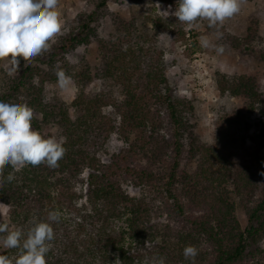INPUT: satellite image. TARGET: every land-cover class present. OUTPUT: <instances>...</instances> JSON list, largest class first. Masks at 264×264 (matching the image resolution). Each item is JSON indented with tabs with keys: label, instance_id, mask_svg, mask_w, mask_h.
I'll return each instance as SVG.
<instances>
[{
	"label": "trees",
	"instance_id": "16d2710c",
	"mask_svg": "<svg viewBox=\"0 0 264 264\" xmlns=\"http://www.w3.org/2000/svg\"><path fill=\"white\" fill-rule=\"evenodd\" d=\"M107 2L96 0L92 11L80 14L75 29L42 62L52 68L56 56L96 37L97 26L108 12ZM135 15L112 18L113 33L97 41L99 66L72 75L78 93L69 106L43 100L42 88L34 82L37 67L29 63L0 93V100L21 98L40 114V118L33 116L31 124L43 137H49L44 127L56 126L66 149L54 169L43 163L19 171L4 166L0 203L7 209L8 222L0 223L26 231L34 216L45 220L49 211H60L61 219L51 225L55 239L46 264H143L148 257H164L166 264H191L183 256L187 245L198 249L195 264H248L246 250L252 244L261 254L258 244L264 238V93L250 75H216L220 95L241 97L247 113L259 115L255 132L247 137L255 145L251 153L244 146L246 139L242 135L239 139L238 122L232 115L217 118L212 145L192 139L193 105L168 85L163 53L156 44L163 33L186 40L185 32L177 19L161 16L147 17L152 26L149 32L141 31ZM228 43L264 63V48L255 52L236 37L228 38ZM94 80L106 82L111 89L85 95L84 87ZM106 105L112 107L107 114L101 111ZM112 133L127 147L110 163H102L96 154ZM140 157L149 165L141 164ZM188 157L194 164L191 172L183 168ZM85 168L87 209L85 204L78 205L83 197L74 189ZM10 174L14 176L11 182L7 180ZM125 179L153 188L169 215L181 221L185 229L175 241L165 239L151 224L145 198L124 191L121 182ZM253 189L261 198L241 228L232 194L248 196ZM77 216L81 221H76ZM115 221L123 226L113 230ZM155 241L150 249L146 247L145 243ZM15 252L5 249L3 254Z\"/></svg>",
	"mask_w": 264,
	"mask_h": 264
},
{
	"label": "rangeland",
	"instance_id": "374dc122",
	"mask_svg": "<svg viewBox=\"0 0 264 264\" xmlns=\"http://www.w3.org/2000/svg\"><path fill=\"white\" fill-rule=\"evenodd\" d=\"M95 1L58 0L57 11L63 25L62 33L55 37V42L52 43L49 51L43 52L34 58H21L17 74L25 63L36 66L34 82L41 86L42 98L45 102L59 100L68 106L70 105L75 94L78 93L72 75L86 68L92 72L99 66L100 58L97 51V41L108 39L113 33L112 18L117 16L129 18L130 13H136L139 29L149 32L152 23L147 17L151 16L152 19H155L157 16H161L164 18L160 11L167 9L174 12L177 6V0H108L106 4L108 12L97 26L96 37H91L89 43L79 44L67 53L56 56L52 68L46 62H42L49 59L47 55L60 42L62 37L75 29L79 15L94 9L93 3ZM168 18L177 19L173 15H169ZM179 24L185 32L186 40H174L173 35L163 33L158 37L156 44L163 53L168 85L175 95L184 97L193 105V113L190 118V121L194 123L192 139L194 138L204 145H212L217 118L221 115H232L238 122L236 124L240 135L239 139L241 135L242 138L246 139L243 142L244 146L248 149L247 152L251 153V148L255 145L247 137L249 133L255 132L259 115L256 111L250 114L247 113L241 97L220 95L215 80L217 74L227 76L250 75L255 79L259 90L264 93V63L254 54L235 50L228 43V38L236 37L245 40V43L255 52H259L264 48V0H240L239 13L227 19L222 26H217V28H210L206 20H199L192 27L180 21ZM202 36L207 37L210 41V47H202ZM81 46H83L82 52ZM216 48H223V52H217ZM58 68L70 77L65 87L58 84V78L55 74ZM48 73L50 74L48 75ZM12 77L14 76L8 74L7 61H0V93L6 90ZM110 89L111 87L106 82L94 80L87 84L83 91L85 95L91 96ZM23 96L24 92L21 97ZM101 111L107 114L112 111V107L103 106ZM33 116L40 118V114L35 111ZM43 130L49 134V137L58 139L56 126L49 125L44 127ZM58 140L62 141L61 139ZM189 141L190 139L187 140L188 146ZM126 147L127 145L115 133H112L104 141L103 147L97 151L96 155L102 163H110L116 156H120ZM246 159V164L249 165L250 160L248 157ZM138 160L141 161V164L149 165L148 163H150V161L142 160V157ZM183 168L188 172L193 170L194 164L191 157H188V160L185 161ZM86 175L87 169L85 168L74 184V189L82 197L85 196ZM121 184V187L129 195L146 199L150 206L151 224L155 225L163 235L165 234V239L175 241L177 233L185 228L182 227V223L177 217L169 215L167 206L153 188L137 184L130 179L123 180ZM231 188L234 191V187ZM235 193L232 194L235 200L234 215L240 227L244 228L247 225L251 208L261 198L260 193L257 189H253V192L248 196H237ZM81 204L86 205L84 197L78 200V205ZM76 218V221H81L78 216ZM2 221L8 222V215L6 207L0 203V222ZM111 225L113 230H117L123 226V223L115 221ZM156 239L157 242H161L162 238L157 236ZM153 243H156V241L147 242L145 245L150 249ZM258 246L262 250L261 254L254 251L252 244L246 250L245 259L248 264H264V238ZM4 251L5 249L0 247V254H3ZM153 259L148 257L142 260L141 263L152 264Z\"/></svg>",
	"mask_w": 264,
	"mask_h": 264
},
{
	"label": "clouds",
	"instance_id": "9594fccd",
	"mask_svg": "<svg viewBox=\"0 0 264 264\" xmlns=\"http://www.w3.org/2000/svg\"><path fill=\"white\" fill-rule=\"evenodd\" d=\"M57 8L58 0H0V61H7L9 75L17 74L21 58H34L50 50L63 28ZM239 11L240 0H177L174 12L167 9L160 12L164 18L173 15L189 27L206 20L210 28H217ZM201 45L211 46L204 36ZM216 51L223 52V48ZM55 74L58 84L67 86L70 77L59 68ZM33 115V109L22 99L0 100V172L5 165L16 171L42 163L53 169L59 166L66 149L56 137L45 138L32 128ZM13 179V175L7 176L9 182ZM60 219L58 210L49 211L45 220L34 216L26 231L0 223V247L16 249L11 256L0 254V264H46L55 239L51 225ZM197 255L196 246L184 247L183 256L191 264H195ZM152 264H166V261L157 257Z\"/></svg>",
	"mask_w": 264,
	"mask_h": 264
}]
</instances>
